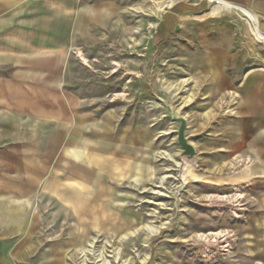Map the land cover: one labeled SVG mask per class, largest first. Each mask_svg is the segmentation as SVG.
Segmentation results:
<instances>
[{
    "label": "rangeland",
    "instance_id": "rangeland-1",
    "mask_svg": "<svg viewBox=\"0 0 264 264\" xmlns=\"http://www.w3.org/2000/svg\"><path fill=\"white\" fill-rule=\"evenodd\" d=\"M243 1L77 0L70 85L94 143L107 124L112 150L98 143L90 164L53 154L23 210L28 243L0 264H264V36L229 4ZM245 44L247 87L235 65ZM117 120L141 128L119 153Z\"/></svg>",
    "mask_w": 264,
    "mask_h": 264
},
{
    "label": "crops",
    "instance_id": "crops-1",
    "mask_svg": "<svg viewBox=\"0 0 264 264\" xmlns=\"http://www.w3.org/2000/svg\"><path fill=\"white\" fill-rule=\"evenodd\" d=\"M229 4L239 8L245 23L253 24L264 36V0ZM76 5L77 0H0L2 259L13 257V243H28L29 198L37 193L47 172L52 170L54 153L62 157L84 153L90 164L98 143L101 155L112 150L107 147V124H102L97 135L99 142L94 143L93 115L82 109L70 85L76 78L68 74V54L77 33L83 29L82 18L77 20ZM249 30L254 36L256 31L251 26ZM244 49V54L235 55V65L241 77L239 81L247 87L253 81L252 55L250 46L245 44ZM117 123L116 141L112 144L119 153L126 146L129 132L132 139L140 141L141 128L138 125L126 128L119 120ZM14 203H20L19 208L17 205L14 208ZM18 227L22 233L13 234Z\"/></svg>",
    "mask_w": 264,
    "mask_h": 264
},
{
    "label": "water",
    "instance_id": "water-1",
    "mask_svg": "<svg viewBox=\"0 0 264 264\" xmlns=\"http://www.w3.org/2000/svg\"><path fill=\"white\" fill-rule=\"evenodd\" d=\"M175 30H178V26H175ZM171 120L179 124L178 132H177V143L179 147L183 151V156L192 158L195 155V150L191 144H189L188 140L185 136L186 131V120L184 118H177L174 115V111L170 113Z\"/></svg>",
    "mask_w": 264,
    "mask_h": 264
},
{
    "label": "bare ground",
    "instance_id": "bare-ground-1",
    "mask_svg": "<svg viewBox=\"0 0 264 264\" xmlns=\"http://www.w3.org/2000/svg\"><path fill=\"white\" fill-rule=\"evenodd\" d=\"M218 1V0H217ZM257 28V27H256ZM257 30H258V28H257ZM261 37V36H260ZM183 158H185V159H189L190 160V158H188V157H183Z\"/></svg>",
    "mask_w": 264,
    "mask_h": 264
}]
</instances>
